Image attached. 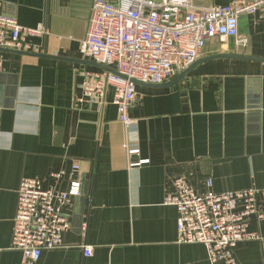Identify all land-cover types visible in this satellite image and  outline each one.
Segmentation results:
<instances>
[{
	"label": "crops",
	"instance_id": "crops-1",
	"mask_svg": "<svg viewBox=\"0 0 264 264\" xmlns=\"http://www.w3.org/2000/svg\"><path fill=\"white\" fill-rule=\"evenodd\" d=\"M91 2L0 0V14L47 30L25 38L35 49L0 50V264L21 263L11 247L21 178L49 187L50 172L68 173L74 161L82 193L63 209L70 228L63 246L42 250L36 264H212L203 244L177 242V209L164 200L177 177L199 193L208 180L215 192L264 187V61L217 56L264 58V19L241 16L247 43L208 40L181 78L136 84V123L126 130L111 87L102 101L81 93L84 72L107 71L78 51ZM125 144L138 152L128 154ZM248 230L260 238L237 243L236 264H264V219L251 218ZM82 245L92 247L90 256Z\"/></svg>",
	"mask_w": 264,
	"mask_h": 264
},
{
	"label": "built area",
	"instance_id": "built-area-1",
	"mask_svg": "<svg viewBox=\"0 0 264 264\" xmlns=\"http://www.w3.org/2000/svg\"><path fill=\"white\" fill-rule=\"evenodd\" d=\"M244 15L264 19V0H233L220 6H196L192 0H92L78 51L114 72H84L82 96L102 101L111 87L118 121L132 130L136 119L130 110L138 101L136 81L161 84L175 77L215 37L233 38L237 45H245L247 38L238 29ZM46 33L43 25L25 27L14 17L0 14V48L32 50L35 46L25 38ZM124 146L128 154L138 152ZM78 170L74 161L68 173L50 172L55 181L49 187L39 178H21L11 238V247L21 252L20 264H36L42 250L63 246V233L70 228L63 209L82 193L80 182L73 178ZM65 177L70 182L62 188ZM173 187L164 202L177 209V242L203 244L210 263L236 264L237 243L260 238L248 226L251 218L264 219V187L215 192L208 180L207 190L199 193L184 177L175 178ZM82 249L86 256L91 255L90 245H82Z\"/></svg>",
	"mask_w": 264,
	"mask_h": 264
},
{
	"label": "water",
	"instance_id": "water-1",
	"mask_svg": "<svg viewBox=\"0 0 264 264\" xmlns=\"http://www.w3.org/2000/svg\"><path fill=\"white\" fill-rule=\"evenodd\" d=\"M0 50H5V48H0ZM12 51H19V50H12ZM20 52V51H19ZM217 56H226V57H230V58H243V59H256V60H261V61H264V58H260V57H257V56H249V55H242V54H237V53H234V54H221V55H217ZM210 57H214V56H210ZM209 57V58H210ZM204 59H208V57L206 58H203L202 60ZM198 62V60H196ZM194 62L192 65H194L195 63L197 62ZM98 64V63H97ZM101 68L107 70V71H111V72H114V70H112L111 68H108L106 66H103V65H100L98 64ZM190 67L185 69L184 71H182L180 74H178L176 77H175V80L181 78L182 76H184L188 71H189ZM171 83V82H169ZM136 84H141V85H149V86H158L159 84H150V83H143V82H140V81H136Z\"/></svg>",
	"mask_w": 264,
	"mask_h": 264
}]
</instances>
